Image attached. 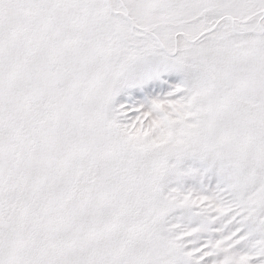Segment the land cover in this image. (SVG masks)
<instances>
[{"label": "snow or ice", "instance_id": "obj_1", "mask_svg": "<svg viewBox=\"0 0 264 264\" xmlns=\"http://www.w3.org/2000/svg\"><path fill=\"white\" fill-rule=\"evenodd\" d=\"M0 264H264V0H0Z\"/></svg>", "mask_w": 264, "mask_h": 264}]
</instances>
